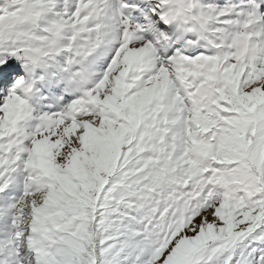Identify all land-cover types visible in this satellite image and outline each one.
<instances>
[{"label":"snow or ice","instance_id":"obj_1","mask_svg":"<svg viewBox=\"0 0 264 264\" xmlns=\"http://www.w3.org/2000/svg\"><path fill=\"white\" fill-rule=\"evenodd\" d=\"M0 264H264V0H0Z\"/></svg>","mask_w":264,"mask_h":264}]
</instances>
